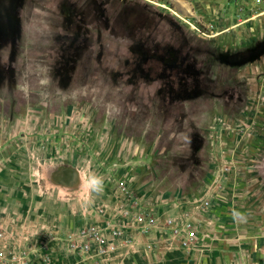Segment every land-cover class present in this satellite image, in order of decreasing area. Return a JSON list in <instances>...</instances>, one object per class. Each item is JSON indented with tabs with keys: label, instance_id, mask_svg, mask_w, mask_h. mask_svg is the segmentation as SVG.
<instances>
[{
	"label": "rangeland",
	"instance_id": "1",
	"mask_svg": "<svg viewBox=\"0 0 264 264\" xmlns=\"http://www.w3.org/2000/svg\"><path fill=\"white\" fill-rule=\"evenodd\" d=\"M260 11L264 0H21L0 23V119L79 99L115 168L132 167V192L197 193L223 174L228 132L264 134V115L245 117L264 112V22L248 20Z\"/></svg>",
	"mask_w": 264,
	"mask_h": 264
},
{
	"label": "crops",
	"instance_id": "2",
	"mask_svg": "<svg viewBox=\"0 0 264 264\" xmlns=\"http://www.w3.org/2000/svg\"><path fill=\"white\" fill-rule=\"evenodd\" d=\"M248 20L261 24L264 16ZM95 112L79 99H64L13 124L0 119V244L9 257L18 254L27 264H264V175L258 171L264 134L228 132L223 174L213 172L197 193L136 194L132 167L115 168L121 157L104 144ZM247 112L246 119L263 120L259 106L247 105ZM85 164L103 178L101 193L79 186L75 170L86 174ZM59 204L64 207L56 209ZM89 227L103 242L82 253L73 246L86 242L80 230Z\"/></svg>",
	"mask_w": 264,
	"mask_h": 264
},
{
	"label": "built area",
	"instance_id": "3",
	"mask_svg": "<svg viewBox=\"0 0 264 264\" xmlns=\"http://www.w3.org/2000/svg\"><path fill=\"white\" fill-rule=\"evenodd\" d=\"M252 2L259 6L263 3V0H252ZM255 17H262L264 16V11H260L257 12L256 14H254ZM121 191H124L125 187L122 185L121 186ZM168 225H172L174 222L169 220L167 221ZM149 224L152 225L154 224V219L149 217ZM173 233L176 235L178 233V230L174 229ZM80 235L81 237L85 238L86 242L83 243L82 245H78V246H73L76 247V249H79L80 251H82V253H88L91 249L90 247V243L91 242H97L99 244H102L103 239L98 231V229L96 227H89V228H85L80 230ZM196 232L194 229H191L188 232V236H189V242H193L196 239ZM3 238V234L0 233V239ZM0 264H27L26 260L18 255V254H13V256L8 255V251L7 248L4 244H0Z\"/></svg>",
	"mask_w": 264,
	"mask_h": 264
},
{
	"label": "clouds",
	"instance_id": "4",
	"mask_svg": "<svg viewBox=\"0 0 264 264\" xmlns=\"http://www.w3.org/2000/svg\"><path fill=\"white\" fill-rule=\"evenodd\" d=\"M85 173H82L79 169H76L78 180L80 181V187H82L86 193L99 194L103 190L104 181L103 178L94 172L87 171V164L84 165ZM88 201L85 200V203Z\"/></svg>",
	"mask_w": 264,
	"mask_h": 264
},
{
	"label": "flooded vegetation",
	"instance_id": "5",
	"mask_svg": "<svg viewBox=\"0 0 264 264\" xmlns=\"http://www.w3.org/2000/svg\"><path fill=\"white\" fill-rule=\"evenodd\" d=\"M20 4L21 0H0V23L8 18L7 13L5 12L7 9L13 10L19 7Z\"/></svg>",
	"mask_w": 264,
	"mask_h": 264
}]
</instances>
